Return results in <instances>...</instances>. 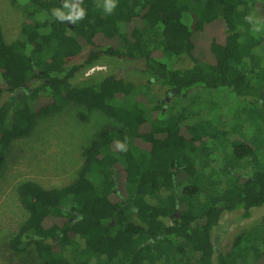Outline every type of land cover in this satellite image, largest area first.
Returning <instances> with one entry per match:
<instances>
[{"label": "trees", "instance_id": "obj_1", "mask_svg": "<svg viewBox=\"0 0 264 264\" xmlns=\"http://www.w3.org/2000/svg\"><path fill=\"white\" fill-rule=\"evenodd\" d=\"M12 3L24 13L14 39L0 24V172L14 140L69 103L109 122L81 146L70 182L19 185L28 216L9 248L42 264H264L263 230L216 256L212 241L225 213L264 205V0ZM102 55L143 60L145 87L182 104L149 105L116 72L75 85ZM182 56L191 64L172 65Z\"/></svg>", "mask_w": 264, "mask_h": 264}, {"label": "rangeland", "instance_id": "obj_2", "mask_svg": "<svg viewBox=\"0 0 264 264\" xmlns=\"http://www.w3.org/2000/svg\"><path fill=\"white\" fill-rule=\"evenodd\" d=\"M103 10H111L113 0H95ZM24 6L13 4L12 0H0V24L7 40L16 38L20 33ZM260 32L264 34V30ZM88 49L73 62H81ZM260 53L263 48H259ZM191 60L186 56L172 60L175 67H186ZM143 60L118 59L102 55L99 61L82 71L73 80L75 85L93 84L110 72L131 80L135 85L134 95L144 98L149 105L167 97L168 103L180 106L181 100L173 99L166 93V87L157 82H149L143 75ZM36 84L32 82L31 85ZM0 85L4 82L0 76ZM193 93L199 90H192ZM212 91L200 90V96L207 97ZM228 106L241 103L238 97H231L228 92ZM218 94V93H217ZM215 94V95H217ZM219 95V94H218ZM128 98L127 100H129ZM169 107V105L167 106ZM166 109V108H165ZM226 111H228L226 109ZM201 116L207 117V111ZM228 120V118H227ZM106 116L95 109L69 103L61 110L39 118L32 133L16 139L7 151L6 162L0 172V264H42L33 254H16L9 248L6 235L18 230L28 213L21 203L18 187L27 180H36L45 185H61L70 182L81 165V146L87 143L108 123ZM241 210L225 213L218 226L213 229L212 241L215 245V256L229 250L236 236L258 228L264 231V205L254 207L250 217H240Z\"/></svg>", "mask_w": 264, "mask_h": 264}, {"label": "clouds", "instance_id": "obj_3", "mask_svg": "<svg viewBox=\"0 0 264 264\" xmlns=\"http://www.w3.org/2000/svg\"><path fill=\"white\" fill-rule=\"evenodd\" d=\"M257 31H259V29H257Z\"/></svg>", "mask_w": 264, "mask_h": 264}, {"label": "water", "instance_id": "obj_4", "mask_svg": "<svg viewBox=\"0 0 264 264\" xmlns=\"http://www.w3.org/2000/svg\"><path fill=\"white\" fill-rule=\"evenodd\" d=\"M70 26H72V24Z\"/></svg>", "mask_w": 264, "mask_h": 264}]
</instances>
